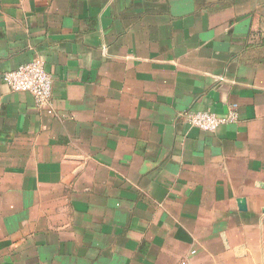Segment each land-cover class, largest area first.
I'll list each match as a JSON object with an SVG mask.
<instances>
[{"label": "crops", "instance_id": "1", "mask_svg": "<svg viewBox=\"0 0 264 264\" xmlns=\"http://www.w3.org/2000/svg\"><path fill=\"white\" fill-rule=\"evenodd\" d=\"M0 264H264V0H0Z\"/></svg>", "mask_w": 264, "mask_h": 264}, {"label": "built area", "instance_id": "2", "mask_svg": "<svg viewBox=\"0 0 264 264\" xmlns=\"http://www.w3.org/2000/svg\"><path fill=\"white\" fill-rule=\"evenodd\" d=\"M1 80L14 92L31 93L38 107L52 113L53 78L43 58L37 57L17 69L2 73ZM186 120L202 131L215 132L221 126L236 123L238 111L235 105L225 114L210 110L189 111Z\"/></svg>", "mask_w": 264, "mask_h": 264}, {"label": "water", "instance_id": "3", "mask_svg": "<svg viewBox=\"0 0 264 264\" xmlns=\"http://www.w3.org/2000/svg\"><path fill=\"white\" fill-rule=\"evenodd\" d=\"M239 203H240V208L242 209V210H246V200L243 198V199H241V200H239Z\"/></svg>", "mask_w": 264, "mask_h": 264}]
</instances>
